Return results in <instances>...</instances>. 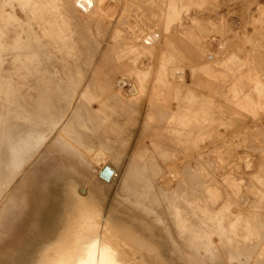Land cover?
<instances>
[{
    "label": "rangeland",
    "instance_id": "374dc122",
    "mask_svg": "<svg viewBox=\"0 0 264 264\" xmlns=\"http://www.w3.org/2000/svg\"><path fill=\"white\" fill-rule=\"evenodd\" d=\"M1 1L4 12L19 18L0 17V40L10 47L17 40L16 49L0 50L1 161L14 159L10 144L31 134L38 139L32 138L35 153L20 155L15 172L0 180V264H45L57 254L53 264H87L98 256L107 258L103 264H264V93L254 89L264 78V0H182L188 10L181 13L170 87L162 86L165 99L152 103L154 76L143 58L161 33L119 21L109 45L120 0H94L86 16L73 0ZM148 35L156 36L150 44ZM102 47L122 58L109 62L115 75L96 60ZM232 53L237 57L229 61ZM46 65L75 81L65 116L64 90L54 77L43 89L34 81L45 77ZM232 83L249 96L250 110L229 100L237 96ZM169 90L206 103L207 117L193 126L189 145L173 139L159 117L177 105ZM83 96L88 132L71 121ZM154 144L172 155L160 157ZM106 168L107 178L100 175ZM164 198L194 228L205 225L216 249L190 254L180 240L173 243Z\"/></svg>",
    "mask_w": 264,
    "mask_h": 264
},
{
    "label": "crops",
    "instance_id": "0c3cea01",
    "mask_svg": "<svg viewBox=\"0 0 264 264\" xmlns=\"http://www.w3.org/2000/svg\"><path fill=\"white\" fill-rule=\"evenodd\" d=\"M120 1L121 11L116 14H114V12L111 13L114 19L112 20V26L109 32L111 37L109 45L113 44L112 38L114 31H116V28L118 27L119 21L127 22L129 25L133 26L134 29L137 26V29L135 30L148 28L151 33L156 30L160 31L161 35H159V39L155 43V51L146 55L143 60L146 62V66H148L146 71L149 73V76H154L153 81L150 84L151 91L149 101L152 103L159 101V99L164 100L166 95L164 96L165 90L162 89V86L166 88L170 87V81L167 78V75L175 67L173 64V59L175 57L173 55L179 50V26L182 24L181 13L188 10V4L182 3V0ZM106 5V12L108 13ZM160 10L164 12L163 16L161 15ZM191 19L194 20V18ZM105 21L102 22V27L105 25ZM140 23L141 25H139ZM235 54L236 53L231 54L232 56L229 58V61H232L237 57ZM115 59L122 58H115L111 50L103 47L96 57V60L101 62L105 70H108L110 66L111 73L109 74L111 75H115L116 73L114 72L113 64L110 65L109 62ZM233 89L236 90L237 96L232 97V94H230L229 100L239 108L250 110L252 104L249 102V96H246V94L245 96L241 95V90L238 89L235 84L231 87V93ZM254 89H257V92L260 94L264 93V78L255 81ZM148 90L149 84L144 87L143 93H147ZM169 92H172L171 97L178 100L177 105L174 109H168L165 113H159V117L167 122V127L170 130L173 139L179 144L189 145V141L191 140L190 135L194 132L193 126L198 123L200 118L206 119L207 117L206 103H199L196 97L190 92H188L183 99L178 96V92H173L171 90H169ZM135 105L136 104H133L132 106L133 111L135 110ZM147 117L151 118L150 113ZM154 147L160 157L164 155H172L167 151L161 150L159 144H154ZM146 155L155 156L153 153H146ZM210 203L215 202L210 200Z\"/></svg>",
    "mask_w": 264,
    "mask_h": 264
},
{
    "label": "bare ground",
    "instance_id": "6f19581e",
    "mask_svg": "<svg viewBox=\"0 0 264 264\" xmlns=\"http://www.w3.org/2000/svg\"><path fill=\"white\" fill-rule=\"evenodd\" d=\"M5 1V0H4ZM72 2V1H71ZM73 6H74V8L76 9V10H78L81 14H83V15H85L86 16V13L91 9V7L94 5V0H73ZM5 3H3L1 0H0V17H4V18H9V20H10V18L12 19V20H14V21H16V22H19V18H18V16L16 15V13L15 12H12V13H9V14H7V12H4V10H2L1 8H2V6L4 5ZM72 5V4H71ZM4 7V6H3ZM72 8L73 7H71V11H72ZM69 10V11H70ZM77 12V11H76ZM50 16V15H49ZM78 16V15H77ZM57 17V16H56ZM77 18H79V17H77ZM83 19V18H82ZM81 19V20H82ZM4 20H6V19H4ZM9 20H6V21H9ZM2 21V20H1ZM59 21V20H58ZM54 22H55V20H54ZM54 22H53V24H54ZM60 22V21H59ZM3 23H4V21H3ZM21 23V22H20ZM57 23V22H56ZM5 24V23H4ZM9 24V23H8ZM52 24V23H51ZM6 26H9V25H7L6 24ZM47 26V25H46ZM59 26H61V25H59ZM1 27V26H0ZM3 27V26H2ZM13 27V26H12ZM16 28H18V27H16ZM2 29H5V27L4 28H2ZM57 29V28H56ZM59 29H60V27H59ZM59 29L57 30V31H59ZM11 30V29H10ZM9 30V31H10ZM15 30V29H14ZM62 30V29H61ZM17 32H18V30H16ZM7 32V31H6ZM23 32V31H22ZM32 32V31H31ZM14 33H16V32H14ZM25 33V32H24ZM0 37L1 36H3V34H4V32H2V30L0 29ZM12 34V33H11ZM19 34V33H18ZM59 34V33H58ZM25 35V34H24ZM61 35V34H60ZM29 36V35H28ZM23 37V36H22ZM25 37V36H24ZM155 37L156 36H151V35H148V36H146V38H145V42L146 43H148V44H150V43H152L153 42V40L155 39ZM4 38V37H3ZM13 38V37H12ZM19 38V37H18ZM34 38V37H33ZM28 39V38H27ZM31 39V38H30ZM8 40V39H7ZM12 40V39H11ZM14 44L16 45V46H11L10 47V44L11 43H8L7 41H5V40H0V50L1 49H3L4 51H6L7 53H8V51H9V49L11 48V49H13V47H14V49H16L15 47H17V40H15V38H14ZM20 42V41H19ZM21 44H23L22 42H21ZM24 45H27V44H24ZM23 45V46H24ZM58 45V44H57ZM19 46H21V45H19ZM18 46V47H19ZM34 47V46H33ZM61 47H59V49L58 50H62V49H60ZM24 49H26V48H24ZM57 49V48H56ZM15 51V50H14ZM21 51V50H20ZM16 52V51H15ZM64 52V51H63ZM16 53H18V52H16ZM31 53H33V52H31ZM38 53V52H37ZM5 54V53H4ZM19 54V53H18ZM62 54V53H61ZM69 54V53H68ZM67 54V55H68ZM71 54H72V52H71ZM60 55V54H59ZM70 55V54H69ZM2 56V55H1ZM9 56V55H8ZM31 56H32V54H31ZM62 56V55H61ZM72 56V55H71ZM19 57H20V55H19ZM23 57V56H22ZM28 57V56H27ZM36 57V56H35ZM57 57V56H56ZM3 58V57H2ZM2 58L0 57V64H3L2 62H3V60H2ZM17 58V57H16ZM64 58V57H63ZM71 58V57H70ZM12 59L14 60V58L12 57ZM22 59V58H21ZM7 60V59H6ZM71 60V59H70ZM27 61V60H26ZM29 61V60H28ZM61 61V60H60ZM12 62V61H11ZM33 62H34V60H33ZM68 62V61H67ZM76 62V61H75ZM77 62H78V60H77ZM13 63V62H12ZM19 63V62H18ZM60 63V62H59ZM72 63H74V62H72ZM5 64V63H4ZM6 64H7V62H6ZM53 64V63H52ZM61 64V63H60ZM10 65V64H9ZM12 65V64H11ZM15 65V64H14ZM44 65V64H43ZM1 66V65H0ZM8 66V65H7ZM18 66V65H17ZM47 66V70H46V72H45V77L44 78H38V79H35L34 81H35V83L38 85V87L40 88V89H43V88H45L46 86H47V80L48 79H50L52 76L54 77V81H57L58 83H59V86L64 90V95H63V98H62V114H61V116H65V114L68 112V110H69V107H70V105H71V103H72V101H73V93L72 92H69L68 91V87H69V84L71 83V82H73V81H71L70 82V80H69V78H68V76H71L72 74L70 73V72H67V70H61V69H57L56 71H53L48 65H46ZM45 66V67H46ZM68 66V65H67ZM76 66V65H75ZM14 67V66H13ZM21 67H23L22 65H21ZM2 68V67H1ZM1 68H0V70H1ZM15 68H17L18 70L19 69H21V68H19V67H15ZM72 68V67H71ZM80 69V68H79ZM4 70V69H3ZM22 70V69H21ZM6 71H8V70H6ZM77 71V70H76ZM80 71V70H79ZM25 72V71H24ZM72 72V71H71ZM82 72V71H81ZM80 73V72H79ZM25 76V75H24ZM77 76V75H76ZM94 76V75H93ZM98 76V75H97ZM73 77V76H72ZM79 77H81V75L79 76ZM71 78V77H70ZM93 78V77H92ZM83 79V78H82ZM98 78H94L93 79V81L95 80V81H98L97 80ZM10 80V79H9ZM8 80V81H9ZM79 80V79H78ZM81 80V79H80ZM146 80V79H145ZM11 81V80H10ZM91 81V80H90ZM75 82V81H74ZM11 83H12V81H11ZM14 83V82H13ZM34 83V82H33ZM77 83V82H76ZM75 83V84H76ZM96 83V82H95ZM118 83V82H117ZM121 83V84H120ZM119 84L121 85V87L124 85V83L121 81ZM141 83V81L139 82V84ZM102 84V83H101ZM118 84V85H119ZM33 85V84H32ZM98 85V84H97ZM96 85V86H97ZM133 85V87L135 88L137 85H134V84H132ZM79 86V85H78ZM84 86V85H83ZM94 86V85H93ZM106 86V85H105ZM7 87V86H6ZM99 87V86H98ZM103 87H104V85H103ZM117 87H119V86H117ZM124 87V86H123ZM81 88V87H80ZM105 89V88H104ZM121 89V88H120ZM141 89V88H140ZM1 90V89H0ZM82 90V89H81ZM94 90H96V89H94ZM122 90V89H121ZM77 91V90H76ZM122 92V91H121ZM11 93V92H10ZM9 93V94H10ZM95 93H96V91H95ZM122 93H124V92H122ZM79 94V93H78ZM11 95V94H10ZM97 95H98V92H97ZM122 95V94H121ZM99 96V95H98ZM104 96V95H103ZM120 96V95H119ZM101 97H102V95H101ZM90 99V101H95L96 100V97H95V95H91L89 98H88V100ZM119 99V98H118ZM128 99V98H127ZM80 105H82V106H80V109H77V111H74L73 112V114H72V116H71V121H72V123L73 124H75L76 126H77V129L78 130H82V131H85V132H88V131H90L91 129H90V124H89V120H88V118L87 117H83L82 115H81V113L82 112H84L85 110H82L81 111V108L83 107V104H85V103H88L87 102V100H86V96H83L82 98H81V100H80ZM85 109H86V107H85ZM27 119H29V118H27ZM27 126H29L30 127V124H28ZM2 130H3V132H2V134L0 135V141L3 139V138H5V136H6V133H5V126L4 127H2ZM36 130V129H35ZM34 131V130H33ZM30 137H32V138H34V137H36V135H34V134H31V136ZM32 138L31 139H24V140H20L17 144H10L9 146H8V149H9V151H10V153H11V155H12V157H14V159L13 160H7L6 159V161L4 162V161H1V155H2V153L0 152V180L3 178V176H5V174H8V175H12L14 172H15V170H16V167L18 166V164H19V161H18V157L21 155V157H26V159H29L31 156H32V154L33 153H35V150H36V147H37V144L35 143L34 144V141L32 140ZM37 138V137H36ZM92 138V137H91ZM38 139V138H37ZM43 145V144H42ZM2 148V146H1V144H0V149ZM101 148H103V147H101ZM87 149V148H86ZM85 149V150H86ZM4 150H6V147H5V149ZM5 152H8V150H6ZM91 152V151H90ZM9 153V152H8ZM95 154V153H94ZM22 161V160H21ZM104 162V161H103ZM103 167V166H102ZM100 169V168H99ZM107 168L106 169H104L103 171H102V173L100 174L101 176L103 175V177H105L106 175H105V173L107 172ZM114 171V170H113ZM105 175V176H104ZM140 178H142L143 176H139ZM106 178V177H105ZM144 189H146V190H149L148 189V187L147 186H144ZM145 192V191H144ZM143 192V193H144ZM194 193V192H193ZM145 194V193H144ZM195 194V193H194ZM157 195V194H156ZM193 196V195H192ZM239 197V196H238ZM163 198V197H162ZM158 199H159V197H158ZM165 199L166 198H164V201H165ZM241 200V199H240ZM138 202H140V201H138ZM170 202L171 201H165V206H168V209H169V211H170V218L173 220V232L172 233H169V234H167L168 235V237H172L171 238V241H173V243H175V242H177L178 240H180L181 242H182V244H183V249L185 250V251H187V253H190V254H193L194 252H192V250L194 249V250H196V251H198L196 248H202V249H204V250H207V251H212V250H215L216 248H215V244H213V241H212V239L210 238V234L207 232V231H205V229L207 230V227L204 225V226H202V227H200L199 226V228L200 229H198L197 227L196 228H194L191 224H189V219L187 218V214H185V211H183V210H181V208L179 207V206H172V205H170ZM161 205V204H160ZM160 208H162V207H160ZM188 208V207H187ZM189 209H190V207H189ZM162 210V209H161ZM160 211V210H159ZM161 218V217H160ZM160 220V219H159ZM76 222V221H75ZM170 222H172V221H170ZM203 223V222H202ZM74 226H75V223H74ZM168 226L170 227V225L168 224ZM212 228V227H211ZM74 229H75V227H74ZM74 229H72V230H74ZM165 229V228H164ZM167 229V228H166ZM171 229V228H170ZM233 229V228H232ZM71 230V231H72ZM168 230V229H167ZM71 231H70V233H71ZM101 231V230H100ZM169 231V230H168ZM170 232V231H169ZM218 235H219V233H217ZM232 236H234V235H232V234H230V237H232ZM228 237V236H227ZM237 237H238V235H237ZM237 237H235V238H237ZM70 238V237H69ZM224 238L226 239V237H223V239L222 240H224ZM229 238V237H228ZM227 238V239H228ZM231 239V238H230ZM239 239V238H238ZM237 239V240H238ZM69 240V239H68ZM68 240L66 241V243H65V245H64V247L60 250V252L59 253H62V251L65 249V246H66V244H67V242H68ZM79 240V239H78ZM231 240H234V239H231ZM112 241V240H111ZM117 241V240H116ZM229 241V240H228ZM226 242V241H225ZM186 243H190V244H193L194 245V248H190L189 247V245H187ZM227 243H229V242H227ZM238 243L239 242H237V245H238ZM241 243V242H240ZM230 244V243H229ZM242 244V243H241ZM241 244H239V245H241ZM244 244V243H243ZM226 245V244H225ZM231 245H233V244H230V246ZM226 246H228V245H226ZM230 246H228V247H230ZM121 247V246H120ZM233 246H231V248H232ZM238 247V246H237ZM241 247H243V246H241ZM231 248H229L230 250H231ZM73 250H74V248H73ZM234 251V250H233ZM232 251V252H233ZM73 252V251H72ZM238 252H239V250H238ZM213 253V252H212ZM234 253H236V252H234ZM211 254V253H210ZM57 256H58V254L57 255H55L53 258H51L50 260H48L45 264H53L54 262H55V260H56V258H57ZM128 256V255H127ZM212 256V255H211ZM218 256H219V253H218ZM71 258H72V256H71ZM100 258V259H99ZM132 258V257H131ZM220 258V257H219ZM70 259V258H69ZM214 259V258H213ZM107 261V258L105 259H103V258H101V256H98V257H94L90 262H88L87 264H103V261ZM215 260H217V259H215ZM219 261V260H218ZM141 262V261H140ZM214 262V261H213ZM220 262V261H219ZM218 262V263H219ZM221 263V262H220ZM219 263V264H220Z\"/></svg>",
    "mask_w": 264,
    "mask_h": 264
},
{
    "label": "water",
    "instance_id": "95a60500",
    "mask_svg": "<svg viewBox=\"0 0 264 264\" xmlns=\"http://www.w3.org/2000/svg\"><path fill=\"white\" fill-rule=\"evenodd\" d=\"M110 172H111V171L108 169V170H107V173H106L107 175H106V176L104 175V176L107 178V177L110 175ZM102 176H103V175H102Z\"/></svg>",
    "mask_w": 264,
    "mask_h": 264
}]
</instances>
